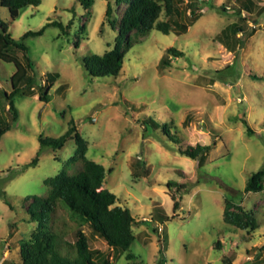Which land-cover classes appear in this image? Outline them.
<instances>
[{
  "label": "rangeland",
  "instance_id": "374dc122",
  "mask_svg": "<svg viewBox=\"0 0 264 264\" xmlns=\"http://www.w3.org/2000/svg\"><path fill=\"white\" fill-rule=\"evenodd\" d=\"M250 1L255 8L243 11V20L236 0H199L198 19L182 34L163 11L160 20L171 23L170 34L154 29L127 51L119 76L97 78L84 58L115 46L118 32L108 22L107 0H93L88 8L82 0H41L16 20L0 0V20L13 38L45 26L43 35L24 41L34 69L22 49L7 51L40 84H51L47 103L39 92L16 99L19 118L0 139V264L20 263L19 242L30 240L38 226L29 208L33 197L48 193L45 180L82 168L81 161L69 162L77 147L73 139L58 150L41 149L40 136L60 137L70 120L85 140L86 156L105 166L104 187L139 221L129 250L136 264H264V190L245 189L249 177L264 170V0ZM190 3L176 0L174 19L188 23L194 17ZM125 8L115 6V16ZM235 21L244 31L230 51L218 34ZM55 22L72 27L64 34ZM172 47L184 54L171 55ZM15 70L0 60V118L9 119L4 90ZM49 74H58L53 83ZM146 118L170 123L179 143L147 126ZM197 144L212 145L202 165L179 151ZM37 155L38 164L26 168ZM169 181L188 191L168 187ZM227 200L251 212L256 230L224 222ZM157 210L166 217L158 218ZM55 222L63 240L74 242L81 227L91 248L112 264H129V252L117 254L62 204Z\"/></svg>",
  "mask_w": 264,
  "mask_h": 264
},
{
  "label": "trees",
  "instance_id": "16d2710c",
  "mask_svg": "<svg viewBox=\"0 0 264 264\" xmlns=\"http://www.w3.org/2000/svg\"><path fill=\"white\" fill-rule=\"evenodd\" d=\"M184 0H181V2ZM191 0L190 6H193L192 13L194 17L188 23H180L174 19V13H179L176 0H107V19L113 29L117 30L118 35L115 40L114 48L104 55H88L84 58L86 70L92 77H117L121 73L127 51L141 39L146 37L154 29L170 34L171 23L160 20L163 11L174 23L179 33H186L188 28L197 20L196 13L197 2ZM87 8L93 3V0H82ZM235 12L242 17L243 11L253 13L255 4L250 0H236ZM41 0H1V5L9 11L12 20L20 17L22 9L28 6H38ZM126 5L120 18L115 16V6ZM226 11V7L222 8ZM262 9V8H261ZM264 10V6H263ZM174 19V20H173ZM246 20V17H242ZM56 26L61 28L62 33L68 34L67 29L72 27V22L64 25L55 22ZM244 28L240 22H232L225 27L219 34L218 40L225 47L232 51L236 44L241 43L242 38L238 36L243 33ZM252 29L251 34L254 33ZM45 26L39 30H29L20 39H15L9 33L8 25L0 20V60L12 62L16 70L10 77V89L4 90V98L8 104L9 119L0 118V139L7 131L12 128L19 118V111L16 106V99L27 95L40 94L43 102H49L51 95L49 90L51 84L42 85L37 81L36 75H30L25 65L15 56L8 53V48L15 46L27 53L28 66L34 69V61L28 55L29 47L24 42L29 37L43 35ZM168 52L173 56H182L184 53L172 47ZM165 63H169L166 62ZM58 74H49L48 82L53 83ZM258 78V76H254ZM37 89V91H36ZM143 122L155 129H161L168 137V140L177 144L179 138L172 131L170 123L159 124L151 118H146ZM248 126L247 120H243ZM248 132L254 133V130L248 126ZM73 139L76 142V151L69 160L70 163L81 161L82 168L76 173H69L63 170L54 177L45 180L48 185V193L41 197H33V206L29 212L38 222L36 232L30 240H21L19 242V251L21 261L18 264H112L109 256L100 250L93 249L90 246L88 235L79 227L76 232V240L67 242L63 240L58 231L55 230L56 212L59 204L65 206L73 217L79 223V226L89 224L92 234L107 242V244L117 252V254L129 252L136 236L134 226L139 224L133 211L129 207L118 205V196L104 187L107 170L105 166L86 156V143L73 120L69 122L67 131L58 138L40 136L39 141L41 149L52 148L58 150L63 148L67 142ZM212 149V145L197 144L180 149V153L198 160L203 164L205 157ZM39 162L37 155L26 168L36 166ZM168 187H176L180 192H187L186 184H179L174 181L168 182ZM247 192H261L264 190V170L254 172L247 180ZM1 197L5 198L3 195ZM178 204L175 203V207ZM158 218L166 217L165 213L157 210ZM224 222L237 228L254 231L257 228L256 219L243 206L235 205L227 200L224 213ZM55 225V226H54ZM220 245V243H219ZM129 264H136V256L133 252L127 254ZM228 264L230 262L227 260Z\"/></svg>",
  "mask_w": 264,
  "mask_h": 264
}]
</instances>
